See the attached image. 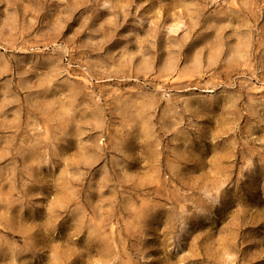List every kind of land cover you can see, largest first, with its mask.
I'll use <instances>...</instances> for the list:
<instances>
[{"label": "rangeland", "instance_id": "obj_1", "mask_svg": "<svg viewBox=\"0 0 264 264\" xmlns=\"http://www.w3.org/2000/svg\"><path fill=\"white\" fill-rule=\"evenodd\" d=\"M0 264H264V0H0Z\"/></svg>", "mask_w": 264, "mask_h": 264}]
</instances>
